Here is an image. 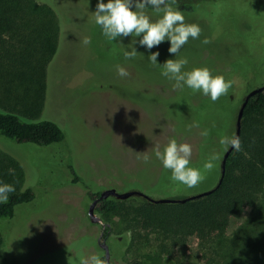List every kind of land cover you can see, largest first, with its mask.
Instances as JSON below:
<instances>
[{"label": "rangeland", "instance_id": "1", "mask_svg": "<svg viewBox=\"0 0 264 264\" xmlns=\"http://www.w3.org/2000/svg\"><path fill=\"white\" fill-rule=\"evenodd\" d=\"M223 1L196 0L198 6L191 13L184 9L187 0H181L184 7L176 2L180 6L174 8L184 12L186 23L200 26L199 38H189L175 56L167 52V43L151 51H159L160 63L187 58L184 71L207 67L214 76H223L231 81L237 104L250 90L264 84L260 52L264 46L256 45L253 55L245 43L261 39L264 31L259 18L257 22L246 18L239 22L238 33H227V12L220 18ZM36 2L49 6L56 16V49L45 54L32 45L24 48L23 54L27 57L32 51L38 63H43L37 68L44 69L47 77L40 118L58 124L65 139L61 146L35 147L0 138V151L22 169V190L31 188L36 196L32 203L18 207L13 219L0 222V235L5 238L0 264H83L92 255L104 254L98 244L101 226L90 221L87 189L72 183L70 166L95 193L114 189L118 193L138 191L153 200L181 199L212 189L215 178L187 191L166 190L159 179L166 169L152 149H163L175 138L192 146L191 162L202 153L221 155V150L205 141L190 112L211 99L188 88L174 89V81L149 63V52L143 47L136 46L139 54L125 60L123 52L136 38H123V48L119 42L106 40L90 14L97 0ZM145 11L153 20L158 18L153 10ZM86 38L90 43H84ZM28 62H34L33 55ZM117 65L124 67L128 76L120 77ZM119 201L125 208L138 204L135 196ZM96 216L109 229L110 264H223L212 259L211 249L207 251L196 235L171 238L128 226L118 215ZM244 219H231L227 235Z\"/></svg>", "mask_w": 264, "mask_h": 264}, {"label": "trees", "instance_id": "2", "mask_svg": "<svg viewBox=\"0 0 264 264\" xmlns=\"http://www.w3.org/2000/svg\"><path fill=\"white\" fill-rule=\"evenodd\" d=\"M176 2L182 4L181 0H166L172 7L180 6ZM186 4V8L182 6L189 13L198 6L196 0H187ZM220 5L224 8L220 18L224 11L227 12L225 20L230 26L227 33H238L239 22L246 18L254 22L259 18L264 31V2L225 0ZM146 10L152 11L150 7ZM54 25L57 26L56 16L45 4H39L36 0H0V138L35 147L61 146L65 139L58 124L40 118L47 77L44 69L37 68L43 63H38L37 55L32 51L27 57L23 54L24 48L29 46V49L32 45L45 54H53L57 43ZM245 43L256 55V45L264 46V33L261 39H250ZM260 52L264 65V51ZM32 55L34 62L30 63L28 58ZM234 91L231 86L216 101L205 100L190 111L195 115L197 125L208 132L205 141L221 150V155L202 153L194 162H190L189 166L199 168L204 175L201 183L211 177L216 180L214 186L218 181L220 161L226 151L219 141L223 136L234 135L236 115L244 100L243 97L236 104V97H232ZM239 140V150L234 149L226 160L221 186L206 197L184 204L161 205L135 197L137 206L127 208L122 205V201L108 197L98 200L94 211L103 217L118 215L124 218L128 226L132 224L147 233L159 232L171 238H179L181 234L188 237L196 235L201 238L207 251L211 249L212 259H219L223 264H264V91L248 100ZM211 157L216 159L214 168L208 171L203 168V164ZM69 168L72 183L81 184L87 189L91 203L98 199L100 192L90 191L73 167ZM166 171L162 170L159 175L164 189H191L171 182L170 170ZM22 175L18 163L0 151V181L15 187V191L9 194L8 202L0 204V222L10 221L18 207L30 204L36 198L31 188L22 190ZM243 218L244 221L228 236V222ZM104 236L107 240V227ZM4 243L5 238L0 235V263L3 260ZM99 258L107 264L105 254ZM127 264L141 263L131 261Z\"/></svg>", "mask_w": 264, "mask_h": 264}, {"label": "clouds", "instance_id": "3", "mask_svg": "<svg viewBox=\"0 0 264 264\" xmlns=\"http://www.w3.org/2000/svg\"><path fill=\"white\" fill-rule=\"evenodd\" d=\"M151 8L157 19L153 20L146 9ZM91 16L94 23L99 26L101 34L109 42L122 43L123 38L135 37L129 50L123 52L125 60L135 58L139 53L136 46L143 47L149 54V63L160 69V74L174 81L173 88L191 89L209 97L213 102L225 94L231 87V81H226L221 75H213L207 67L193 68L184 71L188 64L187 58L167 59L163 63L158 62L159 51H151L163 43L169 45L167 52L175 56L181 48L188 43L189 38L198 39L201 28L196 23H186L184 12L178 7L174 8L166 3V0H97L95 10ZM207 43L208 41H203ZM85 44L90 43L85 39ZM116 72L120 77L128 76L124 67L116 66ZM202 136L208 132L202 131ZM220 144L225 150L233 148L239 150L240 140L235 136H223ZM156 160L160 161L163 169L170 170V181L179 183L186 188H194L204 180V175L199 168L189 166L192 156V146L188 143L178 142L172 138L161 149L156 146L152 149ZM149 158L145 156L147 162ZM211 157L203 164L205 170L214 168V160ZM15 191L12 184L0 181V204L7 203L9 194ZM83 264H104V261L96 255H92L83 261Z\"/></svg>", "mask_w": 264, "mask_h": 264}, {"label": "water", "instance_id": "4", "mask_svg": "<svg viewBox=\"0 0 264 264\" xmlns=\"http://www.w3.org/2000/svg\"><path fill=\"white\" fill-rule=\"evenodd\" d=\"M262 91H264V85H262V86H260L258 88H254V89L250 90L247 93V95L245 96V98H243L244 100H243L242 104L240 105V107L238 109V112H237V115H236L235 132H234L233 136L240 138L241 124H242V117H243L244 108H245L248 100L252 96H254L255 94L260 93ZM233 150L234 149L230 147L223 153L222 159L220 161V166H219L220 167V175H219L218 181H217L216 185L210 190H207V191H204V192H201V193H197V194H193V195L181 198V199H158V200H153V199H150L149 197H147L145 194H143L141 192H138V191H130V192H125V193H118L114 189H107V190H104V191L100 192L98 199L94 200L91 203V205L88 208V213H87L88 217H89V219H90V221L92 223H96V224L100 225L102 230H104L106 228V225L102 222L100 217L96 216V213H95L94 209H95V205H96L98 200H105L108 197H113L116 200H125V199H128L130 197L135 196V197L142 198V199L146 200L147 202H149L151 204H155V205H161V204H184V203H186L188 201H193V200H197V199L206 197V196L212 194L215 190H217L221 186V184L223 182V179H224V176H225V171H226V160H227V158L229 157V155L231 154V152ZM102 235H103V231L101 232L100 237ZM102 248L104 249V252H105V258H106L107 264H109L110 253H109L108 246L105 245V246H102Z\"/></svg>", "mask_w": 264, "mask_h": 264}, {"label": "flooded vegetation", "instance_id": "5", "mask_svg": "<svg viewBox=\"0 0 264 264\" xmlns=\"http://www.w3.org/2000/svg\"><path fill=\"white\" fill-rule=\"evenodd\" d=\"M106 229V228H105ZM105 229L104 230H102V228H101V232L103 231V235L100 237V234H101V232H100V234H99V238H98V244H99V246L101 247V249L103 250V253L105 254V252H104V249L102 248V246H105L106 245V238H105V236H104V234H105ZM109 264H110V259H109Z\"/></svg>", "mask_w": 264, "mask_h": 264}]
</instances>
